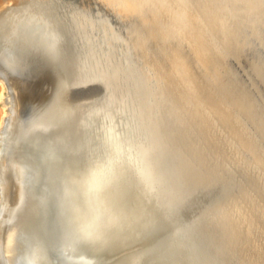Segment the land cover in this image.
Wrapping results in <instances>:
<instances>
[{"label": "rangeland", "instance_id": "374dc122", "mask_svg": "<svg viewBox=\"0 0 264 264\" xmlns=\"http://www.w3.org/2000/svg\"><path fill=\"white\" fill-rule=\"evenodd\" d=\"M182 2L199 37L122 0H0V223L20 194L57 206L45 264H264V0ZM95 188L107 232L88 221Z\"/></svg>", "mask_w": 264, "mask_h": 264}, {"label": "bare ground", "instance_id": "6f19581e", "mask_svg": "<svg viewBox=\"0 0 264 264\" xmlns=\"http://www.w3.org/2000/svg\"><path fill=\"white\" fill-rule=\"evenodd\" d=\"M123 1V3H121L120 5H121V7L123 8V10H124V12H128V13H133V14H138L139 15V17L142 19V21L144 22V23H146L147 24V26H148V28H152V29H156V28H160V27H164V26H167V25H182L185 29H187V33H188V35L189 36H192V37H199L200 36V34H199V27H200V25L201 26H203L201 23H199V18H198V15H197V12L196 11H193L192 9H188V8H185V6H184V4H183V2H182V0H174L175 2H174V6H172V7H167V6H165V4H164V2H163V0H122ZM170 4V3H169ZM209 11V10H208ZM145 12H147V15L146 16H143V13H145ZM216 13V12H215ZM213 14H214V10H213ZM208 16V15H207ZM213 16V15H212ZM211 16V17H212ZM208 17H210V16H208ZM215 17V16H214ZM216 17H218L217 16V13H216ZM219 18V17H218ZM210 19H208V21H209ZM213 20V19H212ZM207 21V20H206ZM211 21V20H210ZM215 22V21H214ZM219 22V19H218V21H217V23ZM211 24H213V23H211ZM214 25V24H213ZM216 25V24H215ZM202 28V27H201ZM201 28H200V30H201ZM217 31V30H216ZM201 32V31H200ZM230 34H231V32H230ZM230 36H232V35H230ZM229 37V36H228ZM229 41V40H228ZM207 43V42H206ZM210 46H211V44H209ZM206 49H207V47H206ZM206 49H205V52H206ZM209 49V48H208ZM207 49V50H208ZM211 50V49H210ZM204 52V51H203ZM213 53V52H212ZM203 55H205V54H203ZM180 56V55H179ZM182 57V56H181ZM212 61V60H211ZM165 68V67H164ZM166 71H168V70H166ZM215 71V70H214ZM219 71V70H218ZM216 79V78H215ZM208 82V81H207ZM0 83H1V86H2V88L5 90V91H7L8 90V84H7V82H5V79H3V77L0 75ZM163 89V88H162ZM4 91V92H5ZM171 91V90H170ZM174 91V90H173ZM194 91V90H193ZM211 91V90H210ZM172 93V92H171ZM244 96V95H243ZM242 96V97H243ZM2 99L4 100L5 99V106L7 105V102H8V97L6 96H4V95H2ZM187 101V100H186ZM210 102V101H209ZM181 103V102H180ZM185 103V102H184ZM191 103V102H190ZM204 103V102H203ZM228 104V103H227ZM230 104H232V103H230ZM219 105V104H218ZM5 106H4V108H5ZM221 107H223L222 105H221ZM231 107V106H230ZM205 108V107H204ZM209 108V107H208ZM242 108V107H241ZM224 109H226V108H224ZM209 111V110H208ZM215 111H216V113L219 115V116H221L222 118H226L227 117V114H226V110L224 111L222 108H219V107H216L215 108ZM230 111V110H229ZM233 113V112H232ZM245 113V112H244ZM6 114H7V111L5 112V115H3V117L1 118V121H0V139H1V141H2V138H3V126H5L4 124H6L7 123V121L9 120L7 117H6ZM235 114V113H234ZM237 114V113H236ZM234 116V115H233ZM247 116V115H246ZM236 118H238V117H236ZM246 122V121H245ZM92 130V129H91ZM222 136V135H221ZM119 138V137H118ZM246 141V140H245ZM258 143V142H257ZM260 143V142H259ZM114 149V148H113ZM39 152V151H38ZM38 152H37V154H38ZM61 152L59 151V150H56V154H57V156H55L54 154H52L53 156H51V158L52 157H56V161H57V167H58V164H59V154H60ZM113 153V152H112ZM140 153V152H139ZM142 153V152H141ZM112 157V156H111ZM144 158V157H143ZM84 159V158H83ZM138 160H139V158H137ZM52 160V159H51ZM53 161V160H52ZM144 161V160H143ZM144 163V162H143ZM88 165V164H87ZM138 165H141L140 163L138 164ZM107 166V165H106ZM145 166V165H144ZM147 166V165H146ZM57 167L55 168V172H56V175H57ZM93 168V167H92ZM106 168V167H105ZM88 169V168H87ZM141 169V168H140ZM98 170V169H97ZM83 171L84 170H82V174H83ZM140 171V170H139ZM146 171V170H145ZM77 173H78V171H77ZM76 173V174H77ZM81 174V175H82ZM102 174V173H101ZM79 175V174H78ZM45 176V175H44ZM159 176V175H158ZM80 178V177H79ZM55 179H57V176H56V178ZM116 179V178H115ZM43 180V179H42ZM105 180V179H104ZM80 181V180H79ZM117 181V180H116ZM113 182V181H112ZM154 182V181H153ZM118 183V182H117ZM122 183V182H121ZM83 184V183H82ZM147 184V183H146ZM155 184V183H154ZM6 185V184H5ZM113 185H115V184H113ZM119 185V184H118ZM88 186V185H87ZM5 187L6 186H3V188L1 189V193H2V195L4 196V193H7V192H5L6 190H5ZM118 187V186H117ZM20 188V187H19ZM87 188V187H86ZM21 189V188H20ZM114 189V188H113ZM121 189V188H120ZM120 189L118 188V190H117V192L115 193V192H113V194L115 195V196H113V195H109V196H112V197H116L118 194V192L120 191ZM17 190H18V188H17ZM23 190V189H22ZM83 190V189H82ZM92 190V189H91ZM91 190H90V192H88L89 193V195L91 196V198H92V196H93V199L94 198H98V199H101L100 200V202L98 201V199H97V201H94V200H89V201H92L93 203L91 204L92 205V207H94L92 210H91V218H90V220H88V221H91V220H93L94 219V217L96 218L97 216H98V220L97 219H95L94 220V224H97V228H98V231H102V230H99V228L100 229H102L103 227V225L105 224L104 223V221H106V220H104V219H106V215H107V218H109L108 217V213L105 215V213H103V212H100V211H98L99 209L97 208V206H99V207H103L104 208V206H102V203H101V201H102V199L103 198H99L100 197V195H99V189H94L92 192H91ZM122 190H123V187H122ZM89 191V190H88ZM21 192H23V191H21ZM39 192V191H38ZM24 193V192H23ZM102 193V192H101ZM121 192H119V194H120ZM124 193H126V191H124L123 192V194ZM129 193V192H128ZM43 194V193H42ZM41 193H39V194H37V196L38 195H42ZM80 194V193H79ZM85 194V193H84ZM92 194V195H91ZM106 194H109V193H106ZM106 194H104V195H106ZM122 194V193H121ZM121 194H120V196L117 198L118 199V201L120 200L119 198L121 197ZM72 195L73 194H71V195H69L70 196V198H72ZM86 195H87V193H86ZM98 195H99V197H98ZM102 195H103V193H102ZM102 195H101V197H102ZM103 195V197H106V196H104ZM130 195V194H129ZM30 196V195H29ZM25 196V195H21L20 194V196H19V198H18V206H17V208L12 212V214H10V218H9V220H8V222H7V224H5V223H0V242L1 241H3L4 242V240H3V238L5 239V250H6V257H7V259H8V261H9V263L8 264H45L46 263V261L48 260V254H47V250H46V242H47V240L48 239H50V243H56L55 245L57 246V244L58 243H60L59 242V240L60 239H62V240H64L65 239V237H64V239L63 238H60V235H61V237L63 236L62 235V232H60L59 230H61L60 229V221H58V219H59V216H60V214L57 212V206L56 207H54L55 209H54V215H53V217H51L50 216V218H49V216H47L48 215V213H49V211H48V213H47V211H46V207L48 206V198H46V196H44V195H42L43 197H45L44 199L41 197V198H39V197H37V201L40 199H43L44 201H46V202H44V204H42V202L41 201H39L42 205H40L39 207H41V209L38 207V208H34V207H36V206H33V205H30V203L29 202H32V199H34V198H30V197H33V196ZM35 196V195H34ZM76 196V195H75ZM123 196V195H122ZM39 198V199H38ZM81 198V197H80ZM108 198H110V197H108ZM108 198H106V200L108 201ZM115 198V200H117ZM36 199V198H35ZM88 199H90V198H88ZM87 199V200H88ZM95 199V200H96ZM114 198H112V199H110V200H113ZM130 199V198H129ZM75 200V199H74ZM115 200H113V201H115ZM121 200H122V198H121ZM77 201V200H76ZM105 200L103 199V203H105V204H107L106 203V201L104 202ZM108 202V203H114V202ZM130 201H131V199H130ZM73 203H75V202H73ZM97 203H98V205H97ZM115 203H117L116 201H115ZM32 204H33V202H32ZM35 205H37L36 203H34ZM46 204H47V206H46ZM53 204H55L56 205V203L55 202H53ZM89 204H90V202H89ZM89 204H87V205H89ZM101 205V206H100ZM104 205V204H103ZM108 205V204H107ZM117 205H120V204H115L114 205V207H116ZM75 206V205H74ZM111 206V205H110ZM52 207V206H51ZM106 208L105 209H108L109 207H107V206H105ZM112 207V206H111ZM119 207V208H118ZM118 207H116L117 209H121V207L120 206H118ZM83 208V207H82ZM97 208V209H96ZM84 209V208H83ZM49 210V209H48ZM82 210V209H81ZM80 210V211H81ZM95 210H97V211H95ZM120 211V210H119ZM118 211V212H119ZM2 212V207L0 206V213ZM83 212V211H82ZM81 212V213H82ZM94 212V213H93ZM96 212V213H95ZM100 212V213H99ZM227 212H229V211H227ZM131 213V212H130ZM129 212H128V214H126V215H129L130 214ZM133 213V212H132ZM230 213V212H229ZM52 214V213H51ZM62 214H63V212H62ZM92 214H94V215H96V216H94V215H92ZM105 215V216H104ZM117 215V214H116ZM119 215H121L122 216V213H120ZM118 215V216H119ZM135 215V214H134ZM134 215L132 216V214H131V218L133 217L134 218ZM139 215V214H138ZM171 215V214H170ZM230 215V214H229ZM228 215V216H229ZM94 216V217H93ZM120 216V217H121ZM136 216V215H135ZM46 217H48V219H51V218H54V226L52 225L51 226V231H49V229L47 228V227H44L43 226V224H44V221L46 222ZM105 217V218H104ZM114 217H116V216H114ZM120 217H117V218H119L120 219V221H121V218ZM126 217V216H125ZM124 217V218H125ZM137 217V216H136ZM93 218V219H92ZM123 218V219H124ZM127 218V217H126ZM125 218V221H127L128 219H126ZM129 218V217H128ZM130 218V219H131ZM36 220L38 223H37V225L35 226V227H33V229H32V231H27V229L25 230V227L24 226H26V224H27V222L28 221H30V220ZM116 219V218H115ZM114 219V220H115ZM109 220H110V218H109ZM117 220V219H116ZM116 220H115V222H116ZM132 220H134V219H132ZM131 220V223H133V221ZM87 221V222H88ZM113 221V220H112ZM117 221H119V220H117ZM111 222V221H110ZM109 222V225H111V223ZM122 222V221H121ZM124 222V221H123ZM101 223V225H99ZM104 223V224H103ZM107 223V222H106ZM127 222H125L124 224H126ZM51 224V223H50ZM93 224V225H94ZM118 225H119V222L117 223ZM122 224V223H121ZM24 225V226H23ZM99 225V226H98ZM106 225V227L107 228H109L108 230H110V227L112 226H109L108 224H105ZM105 225H104V228H105ZM128 225V224H127ZM131 225V224H130ZM133 225L134 224H132L131 226V228H134L133 227ZM48 226V225H47ZM109 226V227H108ZM120 226H123V225H120ZM94 227H95V229L97 230V228H96V226L94 225ZM102 227V228H101ZM128 227H130V226H128ZM141 227V226H140ZM21 228H24L23 230L21 229ZM119 228H122V227H119ZM124 228V227H123ZM122 228V229H123ZM144 228V227H143ZM115 229V228H114ZM135 229V228H134ZM133 229V230H134ZM95 230V231H96ZM124 230H126V228H124ZM132 230V229H131ZM98 231H97V233H98ZM103 231H106L107 232V230H103ZM102 231V232H103ZM118 231V230H117ZM117 231H115V233H117ZM106 232H104V237H106L105 235L107 234ZM110 232V231H109ZM112 233H114V230L113 231H111ZM119 232V231H118ZM149 232V231H148ZM152 232V231H151ZM150 232V233H151ZM100 233V232H99ZM106 233V234H105ZM135 233V235L137 234V232H134ZM143 233V232H142ZM142 233H140V235L142 234ZM51 234V235H50ZM101 235H102V233H100ZM109 234H111V233H109ZM117 234H119V233H117ZM117 234H115V235H117ZM130 234V230L128 229V235ZM122 235H123V233H122ZM248 235V234H247ZM100 236V235H99ZM117 236H119V235H117ZM143 236V235H142ZM107 237H108V235H107ZM118 238V237H117ZM117 238H116V240H117ZM108 239V238H107ZM137 239V237H135V241H137L136 240ZM130 240V238L128 237V239L127 238H123V242L121 241V239L120 240H118L117 242H116V244H115V247L116 246H120V245H122V247H123V244H125L126 242L129 244V242L128 241ZM141 241H142V238H141ZM141 241H138V242H141ZM49 242V241H48ZM50 243H49V245H50ZM107 243V242H106ZM110 243V242H109ZM130 243H132L131 241H130ZM1 244V243H0ZM62 244H63V241H62ZM111 244V243H110ZM64 245V244H63ZM63 245H61V246H63ZM68 245V244H67ZM66 246V245H65ZM90 246V245H89ZM0 247H2L1 245H0ZM68 247H70V246H68ZM108 247V246H107ZM121 247V246H120ZM55 248H57V247H55ZM55 248H53V249H55ZM89 248V247H88ZM130 248V247H129ZM63 249V248H62ZM108 249V248H107ZM58 250V249H57ZM61 250V249H60ZM100 250H102V249H100ZM56 251V250H55ZM54 251V252H55ZM65 251V250H64ZM68 251V250H67ZM96 252V251H95ZM106 252V251H105ZM102 253H104V251H102ZM106 253H108V251L106 252ZM105 253V254H106ZM54 254V253H53ZM57 254H58V252H57ZM110 255V254H109ZM58 259V258H57ZM74 260V259H73ZM76 260V259H75ZM74 260V261H75ZM58 261V260H57ZM91 261H92V259H91ZM128 261H131V260H129L128 259ZM127 260H126V262H128ZM135 261V260H134ZM104 262V261H103ZM54 263H56V261L54 262ZM116 263V262H115ZM121 263V262H120ZM128 263H130V262H128ZM131 264V263H130ZM134 264V263H133ZM136 264H138V262L136 263Z\"/></svg>", "mask_w": 264, "mask_h": 264}, {"label": "water", "instance_id": "95a60500", "mask_svg": "<svg viewBox=\"0 0 264 264\" xmlns=\"http://www.w3.org/2000/svg\"><path fill=\"white\" fill-rule=\"evenodd\" d=\"M134 240H135V238H134ZM134 240H132V241L135 242ZM132 245H137V244L135 243V244H132ZM146 254H148V252H146Z\"/></svg>", "mask_w": 264, "mask_h": 264}]
</instances>
